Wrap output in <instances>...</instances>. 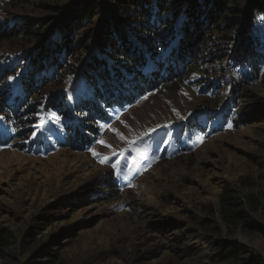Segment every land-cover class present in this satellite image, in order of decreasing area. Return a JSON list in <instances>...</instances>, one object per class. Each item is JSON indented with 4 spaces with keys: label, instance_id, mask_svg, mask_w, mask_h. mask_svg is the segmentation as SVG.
Wrapping results in <instances>:
<instances>
[{
    "label": "rangeland",
    "instance_id": "1",
    "mask_svg": "<svg viewBox=\"0 0 264 264\" xmlns=\"http://www.w3.org/2000/svg\"><path fill=\"white\" fill-rule=\"evenodd\" d=\"M30 1L15 9L0 0V29L31 18L48 21L47 34L60 16L43 6L67 10L73 0ZM82 1L108 7V0ZM102 21L98 16L83 26L78 43L92 41ZM38 44L2 47L0 74ZM221 85L202 93L184 83L116 109L82 151L62 147L66 131L49 113L35 117L30 145L0 147V232L13 237L10 257H0V264H14L13 257L15 264H47L50 255L58 257L56 264H213L221 240L238 242L245 259L264 264V234L229 227L220 215L228 187L264 200V67L259 73L238 68ZM151 129L158 131L146 136ZM0 136H9L3 118ZM117 162L119 175L112 168ZM254 219L264 225V210ZM192 220L214 222L220 232ZM173 221L188 228L165 233L151 227ZM30 233L39 239L32 248Z\"/></svg>",
    "mask_w": 264,
    "mask_h": 264
},
{
    "label": "trees",
    "instance_id": "2",
    "mask_svg": "<svg viewBox=\"0 0 264 264\" xmlns=\"http://www.w3.org/2000/svg\"><path fill=\"white\" fill-rule=\"evenodd\" d=\"M6 1L15 9L31 2ZM43 8L60 16L47 34L48 21L31 18L16 21L8 30L0 29V49L39 43L29 57L15 58L11 70L6 67L0 74L4 88L0 90V117L9 133L0 136V147L15 141L32 143L31 124L35 117L42 120L49 113L66 131L62 147L86 150L114 110L148 94L161 89L177 91L184 83L202 93L211 92L224 79L234 77L238 68L259 73L264 67V0H108L107 8L73 0L67 10ZM98 16L103 21L93 32V40L82 46L76 39L78 31ZM75 86L80 87L79 93ZM104 194L108 197L110 193ZM220 198L224 224L264 234V225L254 219L264 210V200L251 195L244 198L229 187ZM192 221L195 227L220 232L214 222ZM159 225L151 227L165 233L188 228L174 221ZM37 235L30 233L29 248L38 244ZM12 238L0 232L1 258L10 257ZM217 244L218 252L210 257L213 264H259L245 259V248L238 242ZM49 257L47 264H56L58 257Z\"/></svg>",
    "mask_w": 264,
    "mask_h": 264
},
{
    "label": "snow or ice",
    "instance_id": "3",
    "mask_svg": "<svg viewBox=\"0 0 264 264\" xmlns=\"http://www.w3.org/2000/svg\"><path fill=\"white\" fill-rule=\"evenodd\" d=\"M2 119V118H0ZM36 127H40V125H37ZM167 127V126H165ZM112 131L117 135L119 136L120 134L118 132L115 131V129H112ZM158 130L157 129H151L149 133H146L145 135L148 136V135H151V134H154L156 133ZM121 139H123V137H121ZM100 143L105 146V147H111L110 145L106 144L104 141H100ZM93 155L94 156H97L98 154L93 152ZM108 160L107 157L104 158V160L102 162H106ZM112 168L117 172V175H119V162L115 163V164H112Z\"/></svg>",
    "mask_w": 264,
    "mask_h": 264
}]
</instances>
